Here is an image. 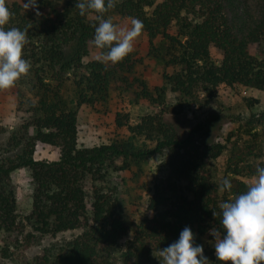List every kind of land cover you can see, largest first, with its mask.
Listing matches in <instances>:
<instances>
[{
    "label": "trees",
    "instance_id": "obj_1",
    "mask_svg": "<svg viewBox=\"0 0 264 264\" xmlns=\"http://www.w3.org/2000/svg\"><path fill=\"white\" fill-rule=\"evenodd\" d=\"M234 1L120 0L109 15L143 22L151 54L172 68L163 78L174 93L194 98L199 93L212 97L219 86L261 90L264 49L255 53L252 47L264 44V0H255L256 16L246 21L234 10ZM23 2L8 3L15 16L7 27L28 29L30 42L24 58L32 68L22 79L34 90L36 104L32 121L23 128L26 135L31 127L32 134L11 137L8 149L0 154V231L7 239L2 256H9L17 242L15 234L23 229L14 194L7 188L14 170L27 168L30 172L28 237H54L81 229L68 240L52 243L34 264H114L112 250L129 226L104 190L107 169H125L131 162L164 155L166 171L153 181L147 199L153 214L133 225L132 237L121 249L118 264H160L159 250L178 241L185 227L195 234V243L203 246L210 264H221L215 248L204 237L219 228V204L246 190L247 183L239 177H251L257 166H264V109L247 118L249 138L243 142L232 140L230 135L223 142L201 139L196 128L180 137L173 125L156 116L147 115L127 125L126 119L117 115L116 126L128 129V139L78 146V108L106 99L111 82L119 73L129 72L134 61L128 56L107 67L97 59L83 61L93 45L96 21L94 16H80L76 0H64L61 9L49 0H37L39 17L33 10L25 11ZM174 25L176 33L170 34ZM157 37L165 39L160 47L152 43ZM211 47L220 54L218 60L212 57ZM141 86V96L154 100L144 82ZM256 102L251 99L248 104ZM37 143L57 147L58 158L35 159ZM220 156L225 157V175L218 182L211 166ZM225 178L232 182L231 193L220 190ZM85 181L90 182V215L86 213Z\"/></svg>",
    "mask_w": 264,
    "mask_h": 264
},
{
    "label": "rangeland",
    "instance_id": "obj_2",
    "mask_svg": "<svg viewBox=\"0 0 264 264\" xmlns=\"http://www.w3.org/2000/svg\"><path fill=\"white\" fill-rule=\"evenodd\" d=\"M20 0H8V3ZM162 0H156V3ZM51 5L61 9L64 0H49ZM233 8L243 21L256 16L255 0H235ZM116 23L126 24L129 18L114 17ZM177 27L169 29L175 34ZM165 39L155 38L152 43L156 47L164 44ZM264 44L253 45L252 51L259 53ZM212 57L216 60L220 54L211 47ZM97 50L93 45L84 56L83 61L96 59ZM134 66L129 72L119 73L111 82L108 96L104 100L90 105H82L77 110V144L81 147H92L114 140L128 139L130 134L126 127H117L115 119L121 115L127 125L140 122L147 115L173 125L180 137L186 136L190 129L196 128L201 139L223 142L230 135L232 140L248 141L245 122L251 113H259L264 109V89L256 90L244 86H219L212 97L199 93L194 98H186L170 90L163 76L170 74L172 68L167 67L162 59L154 57L150 51L147 35L138 39L135 51L129 55ZM141 82L147 86L152 98L149 101L141 96ZM69 90H67L66 94ZM161 95V97H158ZM251 99L258 102L249 106ZM36 98L34 90L25 79H21L15 87L0 90V154L8 149L11 137L23 138L32 134L29 127L26 135L24 125L32 121L35 115ZM256 130L260 131L259 128ZM140 144V140L137 141ZM146 145H151L146 141ZM59 149L55 146L37 143L34 148L35 159L56 160ZM225 157H218L211 166L214 179L220 182L224 174ZM120 166V162H117ZM166 171L165 156L131 162L128 168L109 167L106 175L104 190L114 199L115 209L125 219L129 231L119 239L113 248L111 257L113 263L118 264V256L127 240L132 237L133 225L142 218L151 217L153 212L147 208V199L151 194L153 181ZM248 183L250 177H239ZM7 188L11 189L16 203L19 219L23 229L15 234L9 256L3 257L1 250L6 243V236L0 231V264H34L35 259L41 257L52 243L63 239H70L81 229L66 231L54 237H28L31 231L27 219L32 204V182L27 168H19L10 173ZM86 213H91L90 182H84ZM204 240L214 247V240L210 231ZM14 241V240H13ZM215 248V247H214Z\"/></svg>",
    "mask_w": 264,
    "mask_h": 264
},
{
    "label": "clouds",
    "instance_id": "obj_3",
    "mask_svg": "<svg viewBox=\"0 0 264 264\" xmlns=\"http://www.w3.org/2000/svg\"><path fill=\"white\" fill-rule=\"evenodd\" d=\"M119 2L76 0L80 16L95 17L92 43L97 50V61L106 67L115 66L132 54L144 31V24L138 18L131 17L126 24L114 21L109 13ZM23 8L35 11L38 17L41 15L37 0H24ZM14 16L8 0H0V90L15 87L32 68L31 62L24 58V49L30 42L28 29L7 27ZM232 187L231 180L225 178L220 190L231 193ZM245 189L219 204V228L210 230L215 237V255L221 264H264V166L256 167ZM158 255L160 264H210L189 227L182 230L178 241L160 249Z\"/></svg>",
    "mask_w": 264,
    "mask_h": 264
}]
</instances>
